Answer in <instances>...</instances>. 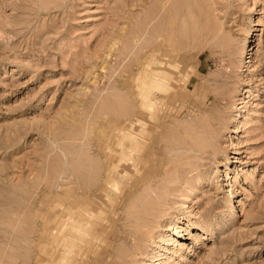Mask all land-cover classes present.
<instances>
[{
  "label": "rangeland",
  "instance_id": "obj_1",
  "mask_svg": "<svg viewBox=\"0 0 264 264\" xmlns=\"http://www.w3.org/2000/svg\"><path fill=\"white\" fill-rule=\"evenodd\" d=\"M92 261L264 264V0H0V264Z\"/></svg>",
  "mask_w": 264,
  "mask_h": 264
},
{
  "label": "bare ground",
  "instance_id": "obj_2",
  "mask_svg": "<svg viewBox=\"0 0 264 264\" xmlns=\"http://www.w3.org/2000/svg\"><path fill=\"white\" fill-rule=\"evenodd\" d=\"M168 43V42H167ZM162 55V54H161ZM161 65V64H160ZM166 68V67H165ZM165 68H164V70H162L161 72H163V71H165ZM158 69V68H157ZM156 69V70H157ZM157 71H159V70H157ZM156 71V72H157ZM153 72V71H152ZM166 72V71H165ZM165 72H163V74L165 73ZM164 75H166V74H164ZM144 79V78H143ZM146 81H148V83H150V85H149V87L148 88H150L151 87V85H152V83H155L154 85H152L155 89H156V91H159V92H162V91H164L165 90V88H166V86L169 84V81H167V78L165 77V76H161V75H157V74H153V75H151V77H146ZM150 91V90H149ZM155 93H157V92H155ZM144 102H143V106H147V108H150L151 107V105H154L156 102H155V99L154 98H152L151 96V98L149 97V95H148V93H147V91H146V93L144 92ZM164 96V95H163ZM164 100V99H163ZM160 103V102H159ZM152 108V107H151ZM144 111H146V110H144ZM148 112V111H147ZM144 113V112H143ZM145 116V115H144ZM141 121V120H140ZM143 126V125H142ZM145 126V125H144ZM143 126V127H144ZM132 127H133V125H132V122H130L129 123V128L133 131V129H132ZM127 128H128V125H127ZM128 132V131H127ZM133 133V132H132ZM128 134L127 135V137H128V140L130 141V144L129 145H134V141L132 140L133 139V134ZM135 136V135H134ZM137 136V135H136ZM140 139V138H139ZM127 142V141H126ZM139 146V145H138ZM136 147V146H135ZM131 152H132V147L129 149V151H128V153H127V155L125 154L124 156H125V158H124V160H126V161H130V154H131ZM89 158H90V156H88ZM122 157V156H121ZM84 158V157H83ZM89 158H87V159H89ZM133 158V157H132ZM86 158H84V159H82L81 161H83V160H85ZM90 160L92 161V159L90 158ZM86 161V160H85ZM83 162V163H86L87 164V162ZM122 161V160H121ZM131 162V161H130ZM133 163V162H132ZM124 164V163H123ZM115 165V164H114ZM128 165V164H127ZM132 165V164H131ZM135 165V164H134ZM111 166V165H110ZM127 167H129V165L127 166ZM113 169H115L114 167H112ZM83 169H85V165H84V167H83ZM121 169V168H120ZM136 169V168H135ZM108 170V169H107ZM109 170H110V168H109ZM113 171V170H112ZM110 174H111V172H110ZM121 175V174H120ZM125 175V174H124ZM105 176V175H104ZM97 177H99V181L101 182H104V181H106V180H110L108 177L107 178H104L102 175H101V173H100V171H99V169H98V172H97ZM69 179H72V176L70 177V176H65L64 175V179H63V182L65 183V184H68V183H70L69 182ZM78 183V182H77ZM114 183V182H113ZM112 183V184H113ZM106 184V183H105ZM72 185V184H71ZM108 185V184H107ZM111 185V184H110ZM68 186V185H67ZM95 186V189H98L99 188V186H100V183L98 184V182H97V184H95L94 185ZM78 191H80L81 193H83V192H87L86 190V188H83V186H81V185H78L77 184V186L75 187ZM74 188V189H75ZM106 188V187H105ZM100 189V188H99ZM71 191V190H70ZM100 192H101V190H100ZM99 195H100V193H97V194H94V196H96V198L97 197H99ZM79 198V197H78ZM90 198V197H89ZM99 200V199H98ZM97 200V201H98ZM76 201V200H75ZM100 201V200H99ZM86 202H87V200H86ZM65 203V202H64ZM74 204V203H73ZM77 204V203H76ZM86 204H88V203H86ZM91 204V203H90ZM68 205V204H67ZM69 206V205H68ZM79 206V205H78ZM93 206H95V205H93ZM101 206V205H100ZM71 207V206H70ZM86 208H87V206H86ZM77 209V208H76ZM79 210V209H78ZM63 211V210H62ZM65 211V210H64ZM63 211V212H64ZM73 211V210H72ZM88 211H89V213L91 212V209H88ZM82 212V211H81ZM60 213V212H59ZM94 213V212H93ZM101 213H102V211H101ZM53 214V213H52ZM86 215L87 216V220H84L85 218H83L81 221H77V222H74L73 221V219H70V221H72L73 223L71 224V222H69V223H64V221L61 223V224H59L60 225V231H62L63 232V234H64V236H65V238H66V240H68V241H71V242H74V246H80V247H87V251H91V248L93 247V243L91 242V240H92V238L95 240V242H100V241H98L99 240V238H95V236L94 237H91V239H90V241H85L86 239H85V237L87 236V234L85 235V231L84 230H86L87 228H90L89 227V224H90V219L89 218H92V212H91V214H89V215H87L86 214V212L85 213H83V215ZM64 215H67V214H64ZM78 215V214H77ZM82 215V214H81ZM84 215V216H85ZM69 219V218H68ZM109 219V218H108ZM104 220V222H105V224L106 225H104V226H102V229L100 230V234H98L97 233V236L99 237H102L103 238V241L105 240V236H107V233H109V234H111V232H113L112 230H111V225H110V222H109V220ZM60 221V220H59ZM58 221V222H59ZM68 221V220H67ZM112 222V221H111ZM92 223V222H91ZM93 224H95V223H93ZM59 225H58V227H59ZM83 225V226H82ZM90 225H92V224H90ZM96 226V225H95ZM91 229V228H90ZM93 230V229H92ZM52 232V231H51ZM85 235V236H84ZM84 236V237H83ZM130 235H128V237H129ZM124 239V238H123ZM126 239L128 240V238L126 237ZM133 240L134 239H132L131 241L133 242ZM76 241V242H75ZM80 243H84V245H82V244H80ZM107 243H108V241H107ZM135 243V242H134ZM80 244V245H79ZM71 245V244H70ZM100 245V244H99ZM97 246V248L96 249H92V251H96L97 249H99V247L100 246H102V245H100V246ZM74 246L72 247V245H71V247L72 248H74ZM135 246V245H134ZM109 248V247H108ZM108 248H104V250H107ZM102 249V248H101ZM123 250V249H122ZM69 252H71V250L69 249ZM67 254V253H66ZM123 254V253H122ZM64 255H65V253H64ZM83 255V254H82ZM81 255V256H82ZM115 255L118 257V263H120V261H125V257H123L119 252H115ZM68 256V255H67ZM66 256V257H67ZM113 256H114V254H113ZM69 258V257H68ZM67 259V258H66ZM85 259V258H84ZM83 259V260H84ZM89 262V261H88ZM91 262V261H90ZM81 263V262H80ZM97 263V261H92V264H96ZM41 264V263H40ZM82 264V263H81Z\"/></svg>",
  "mask_w": 264,
  "mask_h": 264
}]
</instances>
